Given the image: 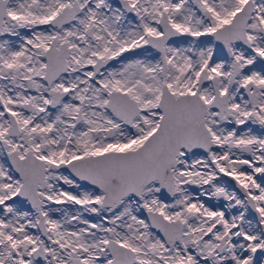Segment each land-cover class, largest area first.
<instances>
[{
    "label": "snow or ice",
    "instance_id": "6c2138e0",
    "mask_svg": "<svg viewBox=\"0 0 264 264\" xmlns=\"http://www.w3.org/2000/svg\"><path fill=\"white\" fill-rule=\"evenodd\" d=\"M0 264H264V0H0Z\"/></svg>",
    "mask_w": 264,
    "mask_h": 264
}]
</instances>
